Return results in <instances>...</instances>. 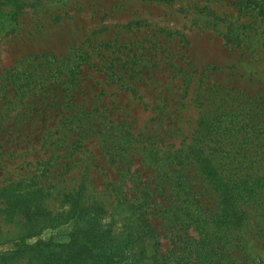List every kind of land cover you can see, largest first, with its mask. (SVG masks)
<instances>
[{
  "label": "rangeland",
  "instance_id": "374dc122",
  "mask_svg": "<svg viewBox=\"0 0 264 264\" xmlns=\"http://www.w3.org/2000/svg\"><path fill=\"white\" fill-rule=\"evenodd\" d=\"M20 1L16 30L0 38V150L11 148L0 154L5 165L0 183L37 171L41 158L51 160L50 149L60 145L61 153L66 151L46 130L65 116L63 107L53 105L52 117L40 115L47 109L20 85H33L44 65L51 80L77 78L75 98L87 106L86 100L99 94L113 121L107 128L116 129L117 150L110 153L101 137L91 134L83 148H70L73 157L51 160V170L65 173L50 182L79 189L83 201L100 205L97 226L107 231L104 240L113 248L114 264H179V246L193 242L185 238L184 226L160 213L162 198L156 208V196L146 191L154 186L152 154L188 153L189 145H200L207 132L220 133L225 125L229 133L238 129L228 139L232 151L264 154V1ZM17 99L21 102L12 107ZM93 105L98 104L90 101L88 107ZM49 202V211L60 217L39 237L66 241L74 228L69 196ZM93 222H88L92 230ZM186 222L197 238L198 221ZM254 228L249 224L236 246L228 244L237 264H264V232ZM92 230L87 237L98 232ZM12 246L5 243L0 250Z\"/></svg>",
  "mask_w": 264,
  "mask_h": 264
},
{
  "label": "trees",
  "instance_id": "16d2710c",
  "mask_svg": "<svg viewBox=\"0 0 264 264\" xmlns=\"http://www.w3.org/2000/svg\"><path fill=\"white\" fill-rule=\"evenodd\" d=\"M21 6L20 0H0V38L16 30ZM41 69L33 85L25 83L20 85L19 89H26L25 93L30 91L39 98L40 106L47 109L46 113L41 112L40 115L52 117V113L48 111H57L56 107L51 108L53 105L63 107L60 113H65V116L59 118V123L54 129L46 130L48 137H56L53 139L56 143L62 141L66 151L61 153L60 145L55 152L51 147L53 149L47 151L51 152L48 159L64 157L66 160L73 157L75 149L70 148H83L84 140L91 134L99 135L102 145L110 153L117 150L116 129L107 128L113 121L106 115L107 109L100 103L99 94L86 100V106L85 100L79 101L75 98L76 91L79 90L78 83L74 81L77 78L63 80L52 76L58 81L51 80L49 67L44 65ZM63 84H66V87ZM58 85L62 86L61 89ZM17 101L21 102L20 99L10 102L14 104L12 107H17ZM90 101L98 105L88 107ZM37 110L40 111V108ZM1 123L0 128L3 129ZM229 129L230 127L225 125L220 133L215 130L214 133L207 132L200 145H189L188 153L179 154L177 150L173 153L152 154L155 157L151 160L154 164V186L151 189V186L147 185L149 190L146 191L153 194V197L156 196L153 200L156 208V200L162 198V201L158 202L161 205L160 213L168 216L170 221L184 226L185 238L193 242L184 244V247L179 246L182 251L178 256L179 264H237L236 259L232 257L235 248L228 252V244L236 246L249 224L255 225L254 229L258 232H264V154H251L247 150L243 153H240L241 150L232 151L228 139L233 137L238 129L231 133ZM19 133L24 135L23 129H20ZM41 136L45 138L44 133ZM239 146L241 147V144ZM134 150L133 146L129 148L131 152ZM8 153H11V148L0 150V154ZM132 158L130 154L125 157L124 168L127 171L131 169ZM42 159L34 165L37 171L29 169L22 176L11 178L6 184L4 181L0 183V246L5 243L13 244L9 249L0 250V264H114L116 260L112 258L113 248L104 240L107 231H100L97 226L101 214L100 205L94 208L91 203L95 201H83L84 195L79 189L53 183L57 175L65 172L62 168L61 171L51 170V160L46 163ZM75 161L76 159L72 158V162ZM40 164H43L41 168L38 167ZM48 164L49 166H46ZM66 165L71 166L72 163ZM4 167L5 165L0 164V170L3 171ZM60 194L68 195L72 203L70 215L74 228L68 233V240L58 242L52 237L44 239L39 236L58 221L60 212L52 214L53 210L49 211L48 208L49 200L59 197ZM165 200L169 203L165 204ZM209 201L214 202L211 207L207 206ZM47 213L49 216H45ZM188 218L198 221L197 238L188 231L189 225L192 224L186 222ZM93 219L95 227L92 230L88 222ZM90 230L98 232L93 235L89 233L87 237L86 234ZM35 236L39 238L34 242L28 241V238ZM197 239L207 241L211 245H201ZM72 244H76V247L72 248Z\"/></svg>",
  "mask_w": 264,
  "mask_h": 264
}]
</instances>
